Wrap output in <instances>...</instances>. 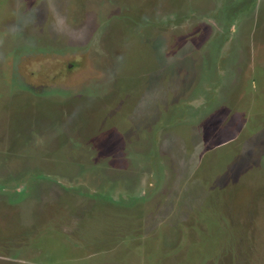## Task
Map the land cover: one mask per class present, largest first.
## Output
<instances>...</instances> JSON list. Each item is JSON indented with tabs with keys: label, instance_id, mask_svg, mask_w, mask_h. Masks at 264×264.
<instances>
[{
	"label": "rangeland",
	"instance_id": "1",
	"mask_svg": "<svg viewBox=\"0 0 264 264\" xmlns=\"http://www.w3.org/2000/svg\"><path fill=\"white\" fill-rule=\"evenodd\" d=\"M0 264H264V0H0Z\"/></svg>",
	"mask_w": 264,
	"mask_h": 264
}]
</instances>
